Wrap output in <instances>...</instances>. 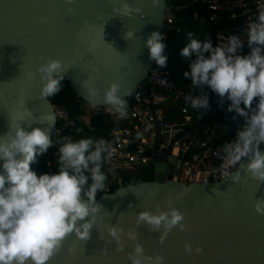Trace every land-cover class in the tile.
Returning a JSON list of instances; mask_svg holds the SVG:
<instances>
[{
    "label": "water",
    "instance_id": "water-1",
    "mask_svg": "<svg viewBox=\"0 0 264 264\" xmlns=\"http://www.w3.org/2000/svg\"><path fill=\"white\" fill-rule=\"evenodd\" d=\"M122 2L0 0V137L9 131L10 117H24L29 124L21 122V126L30 131L48 127L39 118L53 113L56 123L51 131L56 128L55 106L39 96L41 81L35 75V69L49 59L61 60L68 68L63 81L83 102L88 103L80 85L88 76L95 77L92 86L101 95L119 80L131 89V95L124 98H131L154 63L146 40L153 31L164 32L167 4L165 0L159 6H153L152 0H127L141 11L126 17L114 12ZM129 30L136 38L124 39ZM260 149L264 151V147ZM174 161L172 156L163 154V162L154 156L152 181L113 186L111 192L99 195L96 201L106 213H101L103 222L93 227L91 238L84 242L70 234L47 264H131L128 254L136 243L146 255L165 257V264H264V215L253 207L257 199L264 198V183L252 179L240 165L215 183L173 181L167 164ZM247 162V157L242 159V164ZM238 171L240 180L234 183L231 175ZM168 198L183 213L186 227L182 231L174 227L161 243L160 232L150 231L146 224L137 226L136 214L155 212L157 206L166 210ZM107 224L136 230L138 240L124 237V250L116 251V245L109 242ZM185 242L202 247L203 252L186 253Z\"/></svg>",
    "mask_w": 264,
    "mask_h": 264
},
{
    "label": "clouds",
    "instance_id": "clouds-1",
    "mask_svg": "<svg viewBox=\"0 0 264 264\" xmlns=\"http://www.w3.org/2000/svg\"><path fill=\"white\" fill-rule=\"evenodd\" d=\"M67 2L71 4L72 0ZM152 4L159 6L160 0H152ZM140 11L127 0H123L118 9L114 8V12L126 17ZM243 33L250 48L247 55L238 54L243 48L239 35H230L226 42L215 47L209 36L203 40L190 39L180 54L188 57L194 53L195 59L191 60L190 71H185L184 76L191 80L193 89H200L201 93L188 94L185 99L201 112L210 108L208 94L202 91L204 88L216 93L221 102L225 98L230 101L228 111L235 110L246 123L237 130L235 140L224 144L221 159L229 166L240 165L252 179L264 183V151L260 149L264 143V4L258 5L257 16ZM134 38L135 32L124 33V39ZM102 39L104 41L103 26ZM164 39L163 34L153 31L146 40L150 59L160 68L167 63ZM67 70L58 59H49L37 67L35 75H39L41 81L39 96L46 99L60 92ZM94 79L88 76L80 85L89 105L95 108L103 103L114 110L118 118L125 117L127 101L124 97L131 95V89L115 80L101 95L99 89L92 86ZM28 116L32 120L30 111ZM21 122L27 121L24 117H10L9 131L0 137V161L3 162L0 165V264H47L70 234L86 242L91 238L93 227L103 222L101 213L106 211L96 197L105 189L107 175L102 169L114 155V148L103 138L74 141L71 137H62L56 153L59 171L38 176L30 165L36 162L37 155L47 153L54 146L51 128L56 118L53 113L45 114L39 118V123H46L48 127H34L30 131L22 127ZM245 157L246 165L242 164ZM240 176L239 171L231 175L232 182H239ZM166 204V210L157 206L155 212L143 210L136 214L137 226L146 224L150 231L160 232L161 243L174 227L181 231L186 227L183 213L173 206L171 198ZM253 207L264 215V198L257 199ZM106 231L116 251L124 250V237L138 240L136 230H125L117 224H107ZM184 250L197 255L203 252L202 247L193 248L188 242ZM128 259L131 264H165V257L146 255L140 243L135 244Z\"/></svg>",
    "mask_w": 264,
    "mask_h": 264
},
{
    "label": "built area",
    "instance_id": "built-area-1",
    "mask_svg": "<svg viewBox=\"0 0 264 264\" xmlns=\"http://www.w3.org/2000/svg\"><path fill=\"white\" fill-rule=\"evenodd\" d=\"M164 26L162 33L166 44L164 54L168 57L167 40L174 32L175 13L170 6L171 0H165ZM200 4L203 14L193 13L194 20H201L207 25L218 26L215 42H226L230 35H239L243 48L247 44V36L243 32L246 25L258 14V5L264 0H190ZM231 22L230 26L226 23ZM218 37L224 39L219 40ZM243 48L238 54L243 55ZM147 89H136L131 96V104L127 107V115L118 118L109 106L92 108L89 103L80 100L85 112V122L102 118L108 124L103 139L109 141L114 148V155L106 162L107 180L105 189L97 194L109 192L111 187L120 186L121 173L134 168L153 165V157L163 162L164 157L172 156L173 164L169 166L173 181L186 184L215 183L224 180L233 173L238 165L229 166L222 160L224 144L236 139L221 124L225 99L209 89V105L206 111L193 109L186 95H199L192 87L183 89L169 79V72L160 68L155 61L148 71L147 80L143 83ZM142 84V85H143ZM79 100V99H78ZM170 102L179 106V118H168L163 114L160 105ZM57 125L52 130L54 144L66 137V131L72 130V118L69 111L55 107ZM208 116L210 120L205 119ZM264 147V143L260 148ZM221 149V151H219ZM243 159V158H242Z\"/></svg>",
    "mask_w": 264,
    "mask_h": 264
},
{
    "label": "trees",
    "instance_id": "trees-1",
    "mask_svg": "<svg viewBox=\"0 0 264 264\" xmlns=\"http://www.w3.org/2000/svg\"><path fill=\"white\" fill-rule=\"evenodd\" d=\"M172 7L175 9L176 23L180 27L179 33H173L169 43V56L167 58L166 67H164L169 72V79L172 80L178 87L183 89H188L192 86L190 79L185 78L184 72L190 71L189 64L192 59H195V54L185 57L182 56L181 50L190 42V39L203 40L205 37L209 36L214 44V36L217 31L215 27H209L207 25L201 24L198 20H194L193 13H202L203 8L200 4L191 3L190 0H172ZM175 23V24H176ZM191 33V36H189ZM250 52L248 45L245 46L243 55H247ZM207 55V54H206ZM62 89L54 96L47 97L51 104L55 107L66 108L74 119H77L83 113L80 104L77 102L74 93L72 92L69 85L62 81ZM147 89L144 84L139 87V90ZM206 89V88H204ZM197 90V89H195ZM200 90V89H198ZM226 99V98H225ZM127 105L128 103V99ZM226 105L223 108V112L228 111L230 101L227 99ZM243 106V105H242ZM255 106V102L253 107ZM172 118V117H170ZM221 117V121L223 120ZM94 130L89 131L82 125L77 128V133H72L67 137H71L74 141L81 138H92L100 139L103 137V133L106 130V126L99 121V118H93L91 120ZM245 119L235 110L228 111L227 119L222 124L223 128L230 131L234 137H236L237 130L245 125ZM59 145L51 147L47 153L37 155L36 162L30 165L31 169L41 175L44 173H56L59 171L58 158H57V148ZM50 163L51 166L48 164ZM55 163V165H53ZM103 171H105V166H103ZM154 179V168L153 165H149L140 169L133 171H127L121 173V185L126 186L131 184H136L139 182L152 181ZM111 192V191H110ZM101 195L97 194V197ZM96 197V198H97Z\"/></svg>",
    "mask_w": 264,
    "mask_h": 264
},
{
    "label": "crops",
    "instance_id": "crops-1",
    "mask_svg": "<svg viewBox=\"0 0 264 264\" xmlns=\"http://www.w3.org/2000/svg\"><path fill=\"white\" fill-rule=\"evenodd\" d=\"M172 4V0H171V3H170V6L172 7L173 5H171ZM173 8V7H172ZM174 9V8H173ZM174 11H175V9H174ZM204 11V10H203ZM203 11H202V14H203ZM201 24H204V25H207V24H205L204 22H202L201 20H198ZM175 23H176V19H175ZM232 23L231 22H228V23H226V26H230ZM175 26V28H178L179 30H180V27L177 25V23L174 25ZM207 26H209V27H215L216 29H217V31H216V33L219 31V27L218 26H213V25H207ZM176 34H177V32H175ZM216 33H215V35H216ZM171 36L172 35H170V37L168 38V40H167V50H168V56H169V43H168V41L170 40V38H171ZM214 44H215V46H217V44H216V42H215V36H214ZM247 44H245V46H246ZM245 46H244V48H245ZM244 48H243V52H244ZM168 58V57H167ZM193 88V87H192ZM194 90V92L195 93H197V94H200L201 93V90H195V89H193ZM204 93H207L208 95H209V89H203L202 90ZM76 100H78L77 98H75ZM129 101H128V103H129V105H127V107H129L130 106V104H131V98L130 99H128ZM226 100V99H225ZM79 104H80V108H81V110H82V114H81V116L79 117V118H77V119H74L73 117H72V115H71V118H72V130H70V131H66V137L68 136V135H70V134H72V133H77V128L80 126V125H82L83 127H85L86 129H88L89 131H92V130H94V128H93V126H92V123H91V120L92 119H90V122H89V125L85 122V112H84V108L82 107V105H81V102H80V100H78L77 101ZM58 108H64V107H58ZM160 108H161V110H162V112H163V114L165 115V117H168V118H170V117H172V118H176V119H178L179 118V106L178 105H173V104H171L170 102H165V103H162L161 105H160ZM64 109H66V108H64ZM67 110V109H66ZM68 111V110H67ZM226 112V114L225 113H223V120L221 121V124H223L225 121H226V119H227V115H228V111H225ZM70 113V112H69ZM205 119H208V120H210V118L208 117V116H205ZM99 121L101 122V123H103L105 126H106V130L105 131H107V129H108V124H106L104 121H103V119L102 118H99ZM225 129V128H224ZM225 130H227V129H225ZM105 131H104V133H103V137H104V134H105ZM228 131V130H227ZM230 132V131H229ZM231 133V132H230ZM232 134V133H231ZM233 135V134H232ZM102 137V138H103ZM55 145H59V143H56ZM57 150H58V148H57ZM50 166H51V164L50 163H48ZM53 165H55V163H53ZM151 165V164H150ZM105 166V165H104ZM149 166V165H148ZM136 169H140V167H138V168H134L133 170H136ZM133 170H130V171H133ZM125 172H127V171H125ZM49 174H51V172L49 173ZM120 185H121V182H120ZM119 187V186H118ZM111 189H112V187H111ZM111 189H110V191H111Z\"/></svg>",
    "mask_w": 264,
    "mask_h": 264
},
{
    "label": "rangeland",
    "instance_id": "rangeland-1",
    "mask_svg": "<svg viewBox=\"0 0 264 264\" xmlns=\"http://www.w3.org/2000/svg\"><path fill=\"white\" fill-rule=\"evenodd\" d=\"M147 166V165H146ZM146 166H142V167H140V168H143V167H146Z\"/></svg>",
    "mask_w": 264,
    "mask_h": 264
}]
</instances>
